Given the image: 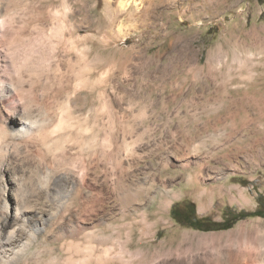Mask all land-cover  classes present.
I'll return each mask as SVG.
<instances>
[{
    "label": "rangeland",
    "instance_id": "374dc122",
    "mask_svg": "<svg viewBox=\"0 0 264 264\" xmlns=\"http://www.w3.org/2000/svg\"><path fill=\"white\" fill-rule=\"evenodd\" d=\"M0 6V74L6 69L16 81L17 70L46 83L51 77L52 86H24L22 93L36 95L34 108L68 104L97 140L89 148V130L67 143L56 168L77 184L66 194L37 197L34 204L49 210L43 214L57 213L48 225L31 222L28 229L42 232L18 264L264 262V218L201 231L171 213L193 202L198 217L222 222L227 207L258 208L264 0H0ZM13 97L0 104V119L9 116ZM35 144L22 142L34 160ZM16 157L8 166L21 173ZM5 190L13 206L15 188Z\"/></svg>",
    "mask_w": 264,
    "mask_h": 264
},
{
    "label": "bare ground",
    "instance_id": "6f19581e",
    "mask_svg": "<svg viewBox=\"0 0 264 264\" xmlns=\"http://www.w3.org/2000/svg\"><path fill=\"white\" fill-rule=\"evenodd\" d=\"M121 6L125 9V4L121 3ZM1 28L0 26V31H2ZM22 30L20 32H24ZM0 58L2 60L4 57L0 55ZM6 58L8 59V56L5 55ZM1 72L0 104L13 96L15 98L13 97L12 102H9L11 104L7 110L9 116L0 119V173H2L0 182V264H18L25 259L31 246L38 240L39 233L42 232L31 226L28 229L31 222L34 221L36 227L39 223L48 225V222L57 213L43 214L48 209L43 208L45 205L34 204L37 197L39 195L51 197L66 194L68 187H75L77 184L76 176L56 168L57 164L61 163L66 156L67 143L74 141L78 135L89 130L91 133L87 144L90 146L89 148L93 149L97 140L93 128H84L79 120L73 117L68 104L60 103L56 109L38 106L34 108L36 95L34 96L32 92L28 95L22 93L24 86L31 88L38 84L52 86L51 77L46 75V83L42 79L21 77L20 72L16 70L17 75L20 76L14 81L10 79L11 74L6 69ZM64 83L59 87V96L64 95L63 93L68 87L67 80L66 84ZM75 133L77 137H75ZM23 141L38 145L39 153L36 155L35 152L37 159L35 157V160L31 159L29 154L24 153L23 147L26 146L22 145ZM13 153L17 155V165L22 167L21 173H17L14 168L10 169L8 166V159ZM3 171L8 172L11 176L10 181H6L7 183L3 177L5 176ZM34 175L36 176L35 180ZM35 181L38 183L35 184ZM9 184L15 188L13 206H11L10 198L7 197L5 190ZM76 194H80V192H76ZM45 230L46 228L43 231ZM61 235L59 234L56 238L59 239L62 237ZM259 264H264V262Z\"/></svg>",
    "mask_w": 264,
    "mask_h": 264
},
{
    "label": "trees",
    "instance_id": "16d2710c",
    "mask_svg": "<svg viewBox=\"0 0 264 264\" xmlns=\"http://www.w3.org/2000/svg\"><path fill=\"white\" fill-rule=\"evenodd\" d=\"M172 217L179 222H185L189 227L201 231H214V230H228L236 225L239 221L261 217L264 218V194L258 197V208L253 212L245 210L236 211L229 207L225 208V219L222 222H217L210 217L200 218L197 216L196 205L193 202L186 204L183 207L173 208Z\"/></svg>",
    "mask_w": 264,
    "mask_h": 264
}]
</instances>
